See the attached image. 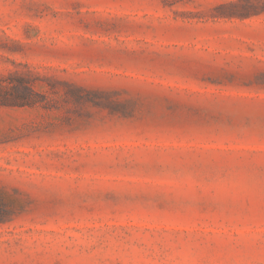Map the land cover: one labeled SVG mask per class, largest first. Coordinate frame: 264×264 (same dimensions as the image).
<instances>
[{
  "label": "rangeland",
  "instance_id": "rangeland-1",
  "mask_svg": "<svg viewBox=\"0 0 264 264\" xmlns=\"http://www.w3.org/2000/svg\"><path fill=\"white\" fill-rule=\"evenodd\" d=\"M0 264H264V0H0Z\"/></svg>",
  "mask_w": 264,
  "mask_h": 264
},
{
  "label": "trees",
  "instance_id": "trees-1",
  "mask_svg": "<svg viewBox=\"0 0 264 264\" xmlns=\"http://www.w3.org/2000/svg\"><path fill=\"white\" fill-rule=\"evenodd\" d=\"M250 9H252L251 7H248V8H244V12H241V14H238L240 17H245V16H248V15H251V13L249 12Z\"/></svg>",
  "mask_w": 264,
  "mask_h": 264
}]
</instances>
